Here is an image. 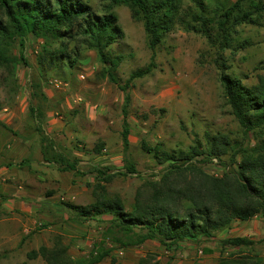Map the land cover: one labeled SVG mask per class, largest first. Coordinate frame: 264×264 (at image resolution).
Masks as SVG:
<instances>
[{
    "label": "rangeland",
    "instance_id": "rangeland-1",
    "mask_svg": "<svg viewBox=\"0 0 264 264\" xmlns=\"http://www.w3.org/2000/svg\"><path fill=\"white\" fill-rule=\"evenodd\" d=\"M84 1L100 16L110 5L107 0ZM236 1L204 0V10L200 11L191 0H182L181 20L155 52L156 67L151 74L134 80L125 92L120 85H124L134 72L145 69L153 56L143 22L134 19L126 6L113 9L124 38L109 49L112 58L121 59L115 72L120 85L105 78V66L97 52L81 48L80 42L69 46L72 51L77 49L80 53L79 61L71 69L67 63L59 68L40 67L38 55L41 44L31 36L23 39L24 45L18 38L15 39L7 50L15 63L0 66L1 156L5 158V153H10L7 151L8 143H16L11 149L16 147V150L19 149L16 152L20 154L23 149L29 146L28 149H31L35 142L40 143V139L45 137L55 145L57 151H71L74 157L68 161H75L77 168L83 169L73 178L63 175L58 178L60 182L68 183L69 188L72 187L71 183L77 182L78 176L84 178L82 181L89 191H79L76 198L79 205L87 206L95 201L93 190L98 183V174L94 168L103 171L108 168L110 170L107 172L114 176L113 181L106 185L109 194L119 195L127 207H131L138 188L147 181L160 179L167 167V164L157 163L152 155L143 151V142L151 147L161 145V148L178 155L188 153L196 139L205 143L207 133L228 134L237 147L245 144L242 129L223 96L220 66L216 62L219 51L206 36L186 29L191 16L199 12L207 17L208 24L209 20L215 22L209 24L214 34L219 16ZM257 3L264 4V0H246L243 10L254 12V4ZM259 21L258 26H237L233 32L232 48L222 54L225 70L240 78L246 87L257 85L258 77H264V15L260 16ZM244 44L246 47L242 48ZM54 80H58L57 86L51 83ZM40 108L44 117L38 115ZM36 118L37 121L34 120ZM125 123L130 130L127 149L123 139ZM262 137L264 130L250 134L253 142ZM100 143L105 144V149L101 156H96L93 151ZM32 151L35 152L34 147ZM223 159L229 161L228 157ZM19 164L21 168L29 166L25 162ZM127 166H135L136 174H128ZM202 166L210 174H223V166L218 160ZM235 168L228 165L225 171ZM3 197L0 192V199ZM55 203L60 204L61 201ZM40 205L43 211L39 210L36 216L44 225L25 237L26 240L18 239L17 243L5 244L1 240L0 264H47L42 258L29 260L28 253L42 246L51 248L58 243L68 247V255L73 263H87L98 255L100 248L111 251V255L100 264H112L113 259L115 264H137L141 257L150 253L157 255L156 260L161 264L168 261L164 259L168 255L163 254L158 244L150 243L156 248L152 246V250L142 256L140 247L120 248L109 239L104 240L106 228L102 223L110 219L108 216L101 222L87 221L82 227L72 223L63 212H58L56 205L45 207L42 202ZM256 219L261 222L259 229L254 230L246 225L241 229L242 233L251 235L246 239L254 241V245L240 249L228 247L227 252L223 253L224 257L244 254L264 261V219ZM249 229L252 231L248 232ZM15 232H9L10 236L13 237ZM27 240L29 244L25 243ZM160 255L163 259H159Z\"/></svg>",
    "mask_w": 264,
    "mask_h": 264
},
{
    "label": "trees",
    "instance_id": "trees-1",
    "mask_svg": "<svg viewBox=\"0 0 264 264\" xmlns=\"http://www.w3.org/2000/svg\"><path fill=\"white\" fill-rule=\"evenodd\" d=\"M107 1L110 5L100 16L84 0H0V66L15 63L7 54L8 47L15 39L18 38L24 45L23 39L31 36L41 44L38 55L40 67L59 68L67 63L73 69L80 59V53L77 49L72 51L69 46L80 42L81 48L97 52L105 66V78L120 85L115 72L121 59L112 58L109 49L124 38L113 9L126 6L134 19L143 22L148 45L153 52L151 63L145 69L134 72L124 85H120L122 91L129 90L134 80L151 74L156 67L155 52L181 20L182 0ZM191 1L200 11L204 10V0ZM245 1L237 0L219 16L214 34L209 24L215 22L209 20L208 24L207 17L199 12L191 16L186 29L206 36L219 51L216 62L220 66L223 96L242 129L246 143L237 147L228 134L207 133L205 143L196 139L188 153L178 155L161 148V145L151 147L143 142V151L152 155L157 163L167 164V167L160 179L147 181L138 188L131 207H127L119 195L109 194L106 185L114 179L107 172L110 169L103 171L94 168L98 174V183L93 190L95 201L87 206L61 201L58 212H63L72 223L82 227L87 221L101 222L108 216L110 219L102 223L106 228L104 240L109 239L120 248L158 244L170 253L166 264H174L181 244L191 243L198 247L213 239L221 253L218 264H264L263 259L250 255L223 256L228 247L240 249L253 246L252 240L235 237L216 241V234L229 229L235 221L264 219V137L256 142L250 139V134L264 130V77H258L257 85L246 87L240 78L225 70L222 55L232 48L233 32L237 26H258L260 16L264 15V4H254V12L244 11ZM195 23L200 26L196 27ZM245 47V44L242 45V48ZM38 111V115L44 117L41 108ZM32 113L35 115L34 110ZM125 126L123 139L127 149L130 130L127 123ZM40 141L45 162H54L70 172L77 170L75 161H68L74 157L71 151L65 150L63 155L47 138L42 137ZM104 149L105 144L100 143L93 152L101 156ZM224 157H228L229 161L226 162ZM213 160L222 164V175L210 174L202 166ZM228 165L236 168L225 171ZM127 173L136 174L135 166H127ZM110 255V249L100 248L98 255L85 264H100ZM38 258L47 264L75 263L68 255V247L61 243L51 248L42 246L28 253L29 260ZM156 259L157 255L150 253L141 257L137 264H161ZM115 263L113 259L112 264Z\"/></svg>",
    "mask_w": 264,
    "mask_h": 264
},
{
    "label": "crops",
    "instance_id": "crops-1",
    "mask_svg": "<svg viewBox=\"0 0 264 264\" xmlns=\"http://www.w3.org/2000/svg\"><path fill=\"white\" fill-rule=\"evenodd\" d=\"M34 144V146H31V149H28L30 148L29 146L23 149L19 154L16 152L19 151V149L16 150V147L15 149H11L16 143H12L11 145L8 143L7 151L9 150L10 153H5V158L0 154V192L6 197V199H0V241L4 240V244L8 242L17 243L18 239H24L32 234L38 227L44 225V223L39 222L40 219L36 216L41 208L40 202H42V205L45 207L49 205L51 207V204H53L56 205L57 208L60 204H56L55 201L69 200L71 203L79 205L76 202L79 191H89L88 186L84 185L82 181L84 180L82 176H78L77 182L75 184L71 183L72 187L70 188L68 183L59 181L61 175L73 178L74 175L76 176V174H78L79 170H83L82 168L78 167L76 171L70 172L54 162H45L41 153L40 144L36 142ZM33 147L35 152L32 151ZM13 150H15V152ZM20 162H25L29 166L21 168ZM37 179L39 181H37ZM4 182L7 184H4ZM34 184L39 187H36ZM256 220L257 219L254 218L246 222L235 221L229 229L219 233L218 236H216V240L235 237L250 238L251 235L242 233L241 229L245 225L254 230L259 229L261 227V222ZM251 229H249L248 232H251ZM9 232H12V234L15 232V235L12 237ZM213 240L205 241L198 247L191 243L181 244L180 252L176 256L174 263L217 264L218 259L221 257V253L217 246L214 245L215 243H213ZM25 243L29 244V241L27 240ZM152 246L153 245L150 243L142 245L140 247V249L143 250L142 256H144V253H147L148 250H152ZM153 248H156V246H153ZM207 250L209 252H206ZM163 254H167L168 256L164 259L169 260L170 253L163 250Z\"/></svg>",
    "mask_w": 264,
    "mask_h": 264
},
{
    "label": "built area",
    "instance_id": "built-area-1",
    "mask_svg": "<svg viewBox=\"0 0 264 264\" xmlns=\"http://www.w3.org/2000/svg\"><path fill=\"white\" fill-rule=\"evenodd\" d=\"M82 77L84 78V76H82ZM51 83L57 86L58 85V80H54Z\"/></svg>",
    "mask_w": 264,
    "mask_h": 264
}]
</instances>
